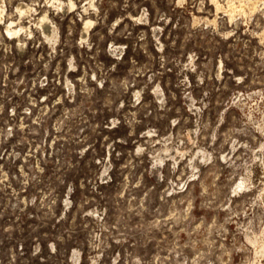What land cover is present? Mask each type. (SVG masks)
Masks as SVG:
<instances>
[{"label": "rangeland", "instance_id": "obj_1", "mask_svg": "<svg viewBox=\"0 0 264 264\" xmlns=\"http://www.w3.org/2000/svg\"><path fill=\"white\" fill-rule=\"evenodd\" d=\"M240 1L0 0V264H264V5Z\"/></svg>", "mask_w": 264, "mask_h": 264}, {"label": "bare ground", "instance_id": "obj_2", "mask_svg": "<svg viewBox=\"0 0 264 264\" xmlns=\"http://www.w3.org/2000/svg\"><path fill=\"white\" fill-rule=\"evenodd\" d=\"M230 1V0H229ZM262 1V4L264 5V0H261ZM215 2V1H214ZM228 2V1H227ZM232 2V1H231ZM255 0H241L240 1V11H244V6L246 7V4H250L251 5V7H254V4H255ZM72 4H71V6H73L74 5V3L73 2H71ZM218 4H219V2H218ZM230 4H232V3H230ZM221 5V4H220ZM219 5V6H220ZM239 5V4H238ZM220 7H222V5L220 6ZM233 7V6H232ZM217 8H218V6H217ZM218 9H220V8H218ZM234 9V8H233ZM254 9V8H253ZM17 10L19 11V13L20 14H22V13H28L30 10H31V8L28 6V5H26V4H24V3H20L18 6H17ZM229 10H231L230 8H229ZM236 11H238V10H236ZM231 12H232V10H231ZM230 12V13H231ZM234 12V11H233ZM244 13V12H243ZM234 15V14H233ZM0 22H3V24H4V31L5 32H7L9 35H11V37L12 38H14V37H17L18 35H19V32H20V30H22L23 28L22 27H20L19 29H17V28H12V25H13V23H14V21L13 20H8V21H4V5H3V3H0ZM39 24H40V26L42 27V31H43V34L45 35V37L46 38H48L49 40H50V38L51 37H53L54 36V32H56L55 31V29H54V27L51 25V22L52 21H50L49 20V18H48V16H46L45 14L39 19ZM91 24V21H89V20H86L85 22H84V24H83V28H82V30H81V33H80V37L82 38V39H85L86 38V35H87V30H88V27H89V25ZM56 35V34H55ZM54 40V39H53ZM53 40H52V42H53ZM51 41V40H50ZM55 41H56V39H55ZM18 45L20 46V47H22L23 46V43H19L18 42ZM118 47V46H117ZM116 49V48H115ZM240 96V95H239ZM255 122V121H254ZM260 154V153H259ZM258 160V159H257ZM247 184V183H246ZM243 185H244V183H243ZM245 187H246V185H245ZM246 189V188H245ZM264 232V231H263ZM251 235V234H250ZM253 242V241H252ZM258 244V243H257ZM263 246V245H262Z\"/></svg>", "mask_w": 264, "mask_h": 264}]
</instances>
